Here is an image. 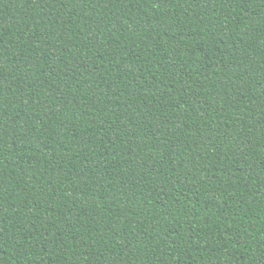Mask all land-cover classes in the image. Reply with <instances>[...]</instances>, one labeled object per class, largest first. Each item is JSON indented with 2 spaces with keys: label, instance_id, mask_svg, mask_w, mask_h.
I'll list each match as a JSON object with an SVG mask.
<instances>
[{
  "label": "trees",
  "instance_id": "1",
  "mask_svg": "<svg viewBox=\"0 0 264 264\" xmlns=\"http://www.w3.org/2000/svg\"><path fill=\"white\" fill-rule=\"evenodd\" d=\"M0 264H264V0H0Z\"/></svg>",
  "mask_w": 264,
  "mask_h": 264
}]
</instances>
